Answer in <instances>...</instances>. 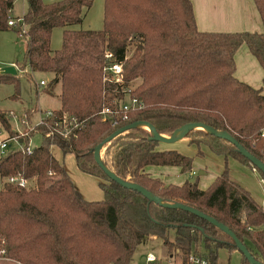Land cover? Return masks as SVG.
Returning <instances> with one entry per match:
<instances>
[{
    "label": "trees",
    "instance_id": "1",
    "mask_svg": "<svg viewBox=\"0 0 264 264\" xmlns=\"http://www.w3.org/2000/svg\"><path fill=\"white\" fill-rule=\"evenodd\" d=\"M23 1L25 29L19 32L15 26L25 39L24 64L30 72L50 74L47 92L58 84L59 106L36 126L40 141L30 152L10 146L0 153V180L20 173L34 183L28 189L6 181L0 185V264H129L135 248L151 236L182 262L195 254L205 264H218V249L236 250L207 220L148 200L109 178L92 150L131 121L150 122L162 134L191 121L227 131L264 163V94L233 75V52L244 43L262 68L264 84V0H253L263 24L260 32L200 30L190 0H102V24L96 29L70 27L82 20L92 0ZM12 2L0 0V29L13 26L6 23ZM54 26L63 27L62 36L60 46L51 49ZM105 51L111 58L104 57ZM110 61L121 64L119 81L106 78L103 68ZM14 79L0 73V81ZM127 94L139 105L121 118L118 102ZM104 106L113 111L111 117L101 116ZM63 114L70 124L61 121ZM0 123L9 126L4 111ZM148 134L138 125L118 133L104 143L100 160L163 202L192 206L222 222L264 264V200L256 203L232 182L225 165L203 189L195 180L165 183L149 175L144 167L152 164L187 171L192 157L157 148L158 141ZM185 137L253 167L231 142L200 127ZM50 145L72 153L80 170L101 178L100 199L80 195ZM239 264H248L240 253Z\"/></svg>",
    "mask_w": 264,
    "mask_h": 264
},
{
    "label": "crops",
    "instance_id": "2",
    "mask_svg": "<svg viewBox=\"0 0 264 264\" xmlns=\"http://www.w3.org/2000/svg\"><path fill=\"white\" fill-rule=\"evenodd\" d=\"M190 3L195 26L200 30L263 31V24L253 0H190ZM233 61V75L252 87H259L264 94V84L261 81L262 68L244 43L239 44L234 50ZM54 87L58 88L59 91L58 84ZM46 94L45 96L48 97L54 95L57 97L58 92L55 89ZM56 101V105L47 108L56 109L59 106L58 97ZM158 143L164 144L163 146L157 145L156 147L159 149H175L191 156V167L182 172L177 165L152 164L144 167L149 175L156 176L165 183L180 184L185 179L195 180L197 187L203 189L211 183L225 165L228 178L243 187L256 203H263V179L261 180V175L251 165L232 156L224 157L221 154H216L203 144L197 147L194 143H190L185 136L173 142ZM167 143L171 144L168 145ZM197 149L201 151L200 154H197ZM50 151L55 158L62 162L65 171L83 198L95 200L102 197V191L98 186V182L101 180L99 176L80 170L72 153L62 154L55 145H50Z\"/></svg>",
    "mask_w": 264,
    "mask_h": 264
},
{
    "label": "rangeland",
    "instance_id": "3",
    "mask_svg": "<svg viewBox=\"0 0 264 264\" xmlns=\"http://www.w3.org/2000/svg\"><path fill=\"white\" fill-rule=\"evenodd\" d=\"M42 1L52 2L55 0ZM11 8V15L13 17L19 16L25 9V2L14 0ZM101 24L102 0H92L89 7L85 9L82 20L79 23L71 24L70 27L96 29L100 28ZM62 28V26L51 28L49 38L51 49H56L60 46ZM24 48V36L16 31L15 25L0 29V67L13 62L16 70L13 74L15 77L13 82L10 80L0 81V111H4L8 118L9 126L8 128L4 127L6 133L9 135H21L27 131L24 139L30 137L29 144L35 146L40 141V134L36 129L37 125L34 128H30L29 125L37 120L38 110L42 111L49 109L47 108L48 106L56 105L57 97L55 95L53 97L45 96L47 95L46 85L50 74L39 71L30 72L27 65L24 64ZM39 78L44 79V85L38 84ZM55 89L58 92V88H52V90ZM49 94L51 95V93ZM167 144L170 145L171 143ZM173 144L176 145L175 143ZM157 145L163 146L164 144L158 143ZM2 181L1 179L0 185ZM146 253H152L156 257L168 256L160 240L151 236L146 243L140 244L135 248L129 264H139L140 256ZM217 261L219 264H239V253L236 250L218 249Z\"/></svg>",
    "mask_w": 264,
    "mask_h": 264
},
{
    "label": "water",
    "instance_id": "4",
    "mask_svg": "<svg viewBox=\"0 0 264 264\" xmlns=\"http://www.w3.org/2000/svg\"><path fill=\"white\" fill-rule=\"evenodd\" d=\"M15 72H16V70H15V66L13 63H9L7 65L0 67V73L14 74ZM137 125L138 126L145 125L146 130L149 133L148 138L156 140L158 142H173V141L185 136L186 132L189 129H191L192 127H200V128H202V129H204V130H206V131H208V132H210V133H212L218 137H221V138L226 139L229 142H231L236 147L237 151L241 155H243L253 165V167L256 170H258L259 172H261L262 174H264V163L260 159L255 157L253 154H251L248 150H246L227 131L216 130L215 128H213L212 126H210L208 124H205L202 122H191V121L180 124L178 127L173 129L169 134L159 133L150 122L141 121V120L131 121L129 123H125V124L115 128L114 130H112L110 133H108L106 136H104L98 143H96L93 147V150H92L93 160L96 162V164L102 169V171L109 178L113 179L114 181H116L117 183H119L122 186L135 189L136 191L141 193L144 197H146L148 200H153L154 202L161 204V205H165L167 207H176V208H180V209L189 211V212L194 213L195 215L207 220L208 222L215 225L216 228H218L220 231L225 233L231 239L232 244L235 247L236 251H238L246 259L248 264H261V263L255 261L253 259V257L249 254V252L245 248V246L235 237V235L222 222L217 221L212 216L205 214L202 211H200V210H198L192 206H189V205H186L183 203H179V202H168V203L163 202L159 197L151 194L149 190H147L146 188H144L140 184L118 177L117 175H115L112 171H110L102 163V161L100 160V152H101V149H102L104 143H106L109 139H111L112 137H114L118 133H120V132H122L128 128L137 126ZM19 141H20V139H19ZM143 259L144 258L141 257L140 261H143Z\"/></svg>",
    "mask_w": 264,
    "mask_h": 264
},
{
    "label": "built area",
    "instance_id": "5",
    "mask_svg": "<svg viewBox=\"0 0 264 264\" xmlns=\"http://www.w3.org/2000/svg\"><path fill=\"white\" fill-rule=\"evenodd\" d=\"M14 1V0H13ZM22 1V0H21ZM12 8H8L6 10V23L8 25H15L18 23L19 32L24 31L25 24L21 18V14L19 16L13 17L11 15ZM104 57L106 59L111 58V53L109 51H105ZM104 71L106 73L107 79H113L114 81L120 80V70H121V64L119 62L110 61L106 66H104ZM39 85H44L45 81L44 79L38 80ZM137 101L135 98L130 97L128 94L124 96L122 100L118 102V110L121 113V118L126 117V111L138 106ZM39 115L35 122H33L31 125H29L30 128H34V126L42 123L45 118L51 117L53 115V109H45V110H38ZM112 110L104 106L101 110V116L102 117H111ZM61 121L66 124H70V121L67 120L66 115L63 114ZM116 120L112 121V124H114ZM27 134V131L21 135H9L6 133L5 128L0 123V153L4 152L8 147L12 146H19L23 151L30 152L33 145L29 144V138L24 139V135ZM262 134H264V129L262 130ZM23 135V136H22ZM20 139V141H19ZM254 170L255 168L252 167ZM262 180V178H261ZM3 181H6L12 185H15L17 187H21L24 189H28L29 187H34V183L32 182V179H29L28 177H25L21 175L20 173H14L9 174L3 178ZM144 258L143 261H139V264H205V259L201 256L190 254L185 261H181L179 258L173 257V256H167V257H156L152 253H146L142 255Z\"/></svg>",
    "mask_w": 264,
    "mask_h": 264
},
{
    "label": "bare ground",
    "instance_id": "6",
    "mask_svg": "<svg viewBox=\"0 0 264 264\" xmlns=\"http://www.w3.org/2000/svg\"><path fill=\"white\" fill-rule=\"evenodd\" d=\"M142 127L146 128V126H145V125H143Z\"/></svg>",
    "mask_w": 264,
    "mask_h": 264
}]
</instances>
